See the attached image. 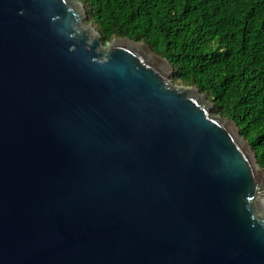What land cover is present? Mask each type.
I'll return each instance as SVG.
<instances>
[{
    "label": "water",
    "instance_id": "obj_1",
    "mask_svg": "<svg viewBox=\"0 0 264 264\" xmlns=\"http://www.w3.org/2000/svg\"><path fill=\"white\" fill-rule=\"evenodd\" d=\"M77 0H0V264H264V170L148 46Z\"/></svg>",
    "mask_w": 264,
    "mask_h": 264
},
{
    "label": "trees",
    "instance_id": "obj_2",
    "mask_svg": "<svg viewBox=\"0 0 264 264\" xmlns=\"http://www.w3.org/2000/svg\"><path fill=\"white\" fill-rule=\"evenodd\" d=\"M101 41L145 44L232 121L264 170V0H77Z\"/></svg>",
    "mask_w": 264,
    "mask_h": 264
},
{
    "label": "rangeland",
    "instance_id": "obj_3",
    "mask_svg": "<svg viewBox=\"0 0 264 264\" xmlns=\"http://www.w3.org/2000/svg\"><path fill=\"white\" fill-rule=\"evenodd\" d=\"M79 3H80V2H79ZM80 4H81V3H80ZM81 5H82V4H81ZM86 21H88V19H86V20H85V22H86ZM88 25H91V26H93V25H92V24H90V23H88ZM176 85H178V84H176ZM178 86H181V85H178ZM182 87H184V85H183Z\"/></svg>",
    "mask_w": 264,
    "mask_h": 264
}]
</instances>
